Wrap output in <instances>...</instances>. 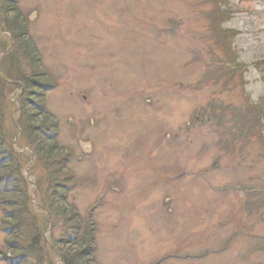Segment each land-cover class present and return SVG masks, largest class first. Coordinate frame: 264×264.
<instances>
[{
  "label": "rangeland",
  "instance_id": "1",
  "mask_svg": "<svg viewBox=\"0 0 264 264\" xmlns=\"http://www.w3.org/2000/svg\"><path fill=\"white\" fill-rule=\"evenodd\" d=\"M219 1L2 0L0 264H63L72 206L98 264H264V0Z\"/></svg>",
  "mask_w": 264,
  "mask_h": 264
},
{
  "label": "trees",
  "instance_id": "2",
  "mask_svg": "<svg viewBox=\"0 0 264 264\" xmlns=\"http://www.w3.org/2000/svg\"><path fill=\"white\" fill-rule=\"evenodd\" d=\"M205 2H206V5H210V8H211L209 10L208 14H206V18L208 19V24L212 23L216 27L217 26L216 22L219 20V18H218L219 14L218 13L221 11V8L219 6L220 1L219 0H204V3ZM0 4L3 7L6 6V2H5V5H4L2 0H0ZM13 6H14V4H13ZM13 9H14V7H13ZM11 14H9V15H11ZM0 17H3L1 15V12H0ZM3 18H0L1 19L0 27H3V28H1V31L2 32H8V33H10L13 36L15 34V32L14 31L11 32V29L9 28V26H5L4 25L5 22H4ZM16 24H17V21H16ZM177 27H178V24H176L174 28H177ZM175 30L176 29H173V31H175ZM228 42H229V40H227V43ZM10 45L11 44H8L7 47L5 46L6 48L3 47L2 49H0V52L5 51L6 49H8L10 47ZM2 55L4 57L7 54L5 53V54H2ZM11 79L8 81V83L12 84V85L18 84L19 83L18 81L20 80V79L19 80H14V79L11 80ZM0 83H1V78H0ZM21 83H23V82H21ZM25 83H26V81H25ZM25 83H23V84L25 85ZM21 86H23V85H21ZM3 99H4V97L1 95L0 96V121L3 120V116H4V109H3V106H1V101L3 102ZM5 100H6V98L4 99V101ZM24 132L22 131V135H25ZM30 135L31 134L25 135L23 138L26 139L28 137H32V139H33V136H30ZM14 137L15 136H13L11 138L13 139ZM12 139L11 140L4 139L1 142L0 145L3 144L4 146L9 147L11 154L14 155L15 153H17L16 149H17L18 145H20V142L18 141V139H19L18 138L17 139V144L15 145L14 144L15 140L13 141ZM33 142H34V139H33ZM35 143L37 144V147H36L37 150L41 151V145L40 146L38 145L37 140L35 141ZM1 168H2L1 171L4 172L3 170H5V163H3V166ZM6 168H8V167H6ZM13 174L14 173H12V175ZM4 176L5 175L0 176V189L9 190V191L12 190V192H15L14 190L17 191V189L14 188L11 183H9L10 179L5 178ZM65 176H66V174H65ZM57 183H56V187L53 188V190L51 192L52 195L50 196V198L52 199V202L54 201V203L56 205H57V203L59 205L62 202V204L65 207L62 210L65 209V213L69 214L70 213V205H68L66 200H64V199L61 200L59 198V196H58L59 189H58ZM24 192H26V191L24 190V191H21L20 193L22 195H24ZM27 195H28V198L31 197L30 196V192H27ZM29 202H31V201L28 199V203ZM27 204H26V206H28ZM26 206L25 207H21L17 211L21 212L22 210H24L26 208ZM54 207H56V206H54ZM60 207H62V206H58L59 210L61 209ZM51 213H52V217H53V211H51ZM62 213H64V211ZM65 213L63 215H65ZM55 214H56V216H58L57 213H55ZM70 215H73V217L75 218L74 219V225L72 226L73 228H71V230H70V233H72V234H69L68 236L64 237V240L58 241V242L55 243L56 246L58 247V251H60L58 253L60 254V256H62L63 264H98L97 260H96V257H95L96 256V252H97V242H96L97 241L96 240L97 231L95 229L96 226L94 224H92L91 222H89L85 226L84 220L79 217V213H78L77 209L75 208V206H72V211H71ZM12 223H15V225H18V224L20 225L21 224L15 218L13 219L11 224ZM22 254H23V258L24 259L28 258L27 257V253H22ZM65 257H67V261L64 260ZM12 258H10L8 262L10 264H15V260H13ZM15 258H20V257L16 256ZM25 263H26V261H25Z\"/></svg>",
  "mask_w": 264,
  "mask_h": 264
}]
</instances>
